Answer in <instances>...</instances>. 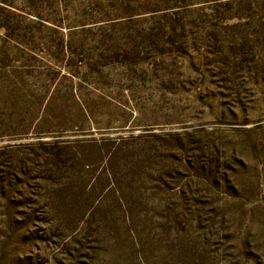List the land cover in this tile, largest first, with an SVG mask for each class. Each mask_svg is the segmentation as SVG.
I'll return each instance as SVG.
<instances>
[{
    "label": "rangeland",
    "instance_id": "1",
    "mask_svg": "<svg viewBox=\"0 0 264 264\" xmlns=\"http://www.w3.org/2000/svg\"><path fill=\"white\" fill-rule=\"evenodd\" d=\"M0 264H264V0H0Z\"/></svg>",
    "mask_w": 264,
    "mask_h": 264
}]
</instances>
